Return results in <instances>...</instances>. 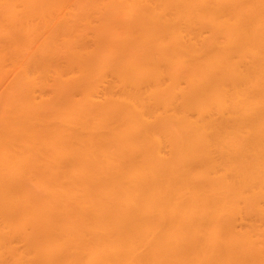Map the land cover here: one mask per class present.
<instances>
[{
	"label": "bare ground",
	"instance_id": "1",
	"mask_svg": "<svg viewBox=\"0 0 264 264\" xmlns=\"http://www.w3.org/2000/svg\"><path fill=\"white\" fill-rule=\"evenodd\" d=\"M0 264H264V0H0Z\"/></svg>",
	"mask_w": 264,
	"mask_h": 264
}]
</instances>
